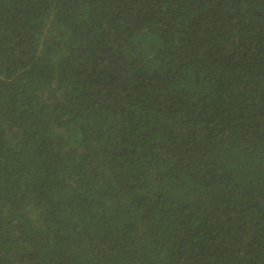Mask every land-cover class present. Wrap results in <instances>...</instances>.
Returning <instances> with one entry per match:
<instances>
[{
	"label": "trees",
	"instance_id": "obj_1",
	"mask_svg": "<svg viewBox=\"0 0 264 264\" xmlns=\"http://www.w3.org/2000/svg\"><path fill=\"white\" fill-rule=\"evenodd\" d=\"M0 264H264V0H0Z\"/></svg>",
	"mask_w": 264,
	"mask_h": 264
}]
</instances>
